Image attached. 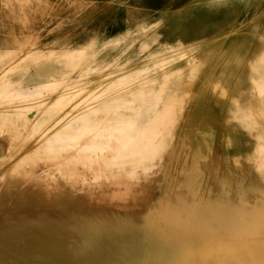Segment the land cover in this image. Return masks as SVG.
I'll return each instance as SVG.
<instances>
[{
	"label": "bare ground",
	"instance_id": "bare-ground-1",
	"mask_svg": "<svg viewBox=\"0 0 264 264\" xmlns=\"http://www.w3.org/2000/svg\"><path fill=\"white\" fill-rule=\"evenodd\" d=\"M195 1L139 48L105 26L116 65L0 66V264H264V46L218 52L238 32Z\"/></svg>",
	"mask_w": 264,
	"mask_h": 264
},
{
	"label": "rangeland",
	"instance_id": "rangeland-1",
	"mask_svg": "<svg viewBox=\"0 0 264 264\" xmlns=\"http://www.w3.org/2000/svg\"><path fill=\"white\" fill-rule=\"evenodd\" d=\"M15 1L0 0V66H3L2 70L4 69L6 73L12 75L56 73L62 70L56 68L59 65H64L61 62L70 65H80L85 60L83 62L85 66L89 63L93 67L108 64L113 66L118 64L116 50L119 47H123V45L118 46L115 40L104 36L108 31L104 30L105 26H110L113 31H128L123 41L127 43L125 47L132 46L131 49H134L139 48L138 43L141 41L151 40V36L160 39L164 33V38L166 40L169 39L171 16L174 19H178L177 23L173 24L175 28L172 29V33L174 34V32L179 30L180 26L183 27L185 25L183 23L184 19L190 20L188 25L193 26L197 25L195 23L197 21L205 22L208 15L207 6L194 5L195 0ZM220 1L221 4L217 10L221 17V21L218 24H221V26L218 29L227 25L238 33L221 39L218 52L220 50L234 49L241 42L250 44L252 47H263L264 37L259 36V34L264 33V17L260 11L264 7V0H235V3L231 6L226 4L227 0ZM14 4L22 7H16ZM25 6L26 8H24ZM132 17L133 19H131ZM29 18L32 19V22L27 21ZM103 19L106 21H101ZM215 29L217 30V28ZM190 30L194 36L198 34V29L193 28ZM49 51L50 53H48ZM132 56L134 58H146L149 55L140 53L137 56ZM81 57L83 58L81 59ZM65 58H67V61ZM148 61L149 65L153 63L150 60L137 63L147 65ZM195 61L197 62V59ZM130 63H134V60ZM47 65L49 68H43ZM37 66L38 68H36ZM64 71L73 73L71 68ZM78 74L76 72L75 76ZM253 138L254 135L249 130H245L241 135L240 142L246 143ZM243 151V147L235 146L229 152L231 155L236 156ZM238 190L245 192V188L242 186H238ZM157 193L160 194L161 192L157 191ZM228 197L229 195L226 194L221 200L227 201L229 200Z\"/></svg>",
	"mask_w": 264,
	"mask_h": 264
}]
</instances>
